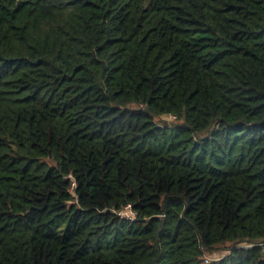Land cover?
<instances>
[{
  "label": "trees",
  "instance_id": "trees-1",
  "mask_svg": "<svg viewBox=\"0 0 264 264\" xmlns=\"http://www.w3.org/2000/svg\"><path fill=\"white\" fill-rule=\"evenodd\" d=\"M263 245L264 0H0V264Z\"/></svg>",
  "mask_w": 264,
  "mask_h": 264
},
{
  "label": "built area",
  "instance_id": "built-area-1",
  "mask_svg": "<svg viewBox=\"0 0 264 264\" xmlns=\"http://www.w3.org/2000/svg\"><path fill=\"white\" fill-rule=\"evenodd\" d=\"M119 215L130 221H134L136 219V213L133 212L131 206H128L124 211L120 212ZM263 250H264V245H263Z\"/></svg>",
  "mask_w": 264,
  "mask_h": 264
},
{
  "label": "rangeland",
  "instance_id": "rangeland-1",
  "mask_svg": "<svg viewBox=\"0 0 264 264\" xmlns=\"http://www.w3.org/2000/svg\"><path fill=\"white\" fill-rule=\"evenodd\" d=\"M164 119H167V120H162V119H159V121H161V122H168V123H170V121L172 120V119H170V118H168V117H163ZM219 254V256H215L214 258H216V259H218V258H223L224 256H227L228 255V252H226V253H223V252H220V253H218Z\"/></svg>",
  "mask_w": 264,
  "mask_h": 264
}]
</instances>
